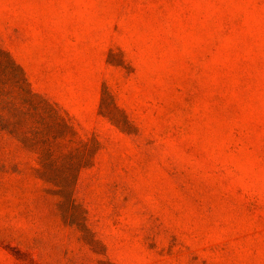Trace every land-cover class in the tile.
Segmentation results:
<instances>
[{
    "label": "rangeland",
    "instance_id": "374dc122",
    "mask_svg": "<svg viewBox=\"0 0 264 264\" xmlns=\"http://www.w3.org/2000/svg\"><path fill=\"white\" fill-rule=\"evenodd\" d=\"M0 47L99 142L68 218L0 129V264H264V0H0Z\"/></svg>",
    "mask_w": 264,
    "mask_h": 264
},
{
    "label": "trees",
    "instance_id": "16d2710c",
    "mask_svg": "<svg viewBox=\"0 0 264 264\" xmlns=\"http://www.w3.org/2000/svg\"><path fill=\"white\" fill-rule=\"evenodd\" d=\"M0 129L39 154L42 178L58 188L63 213L68 218L75 216L79 207L73 199L74 187L80 171L93 165L99 142L73 139L77 132L57 104L33 90L24 68L1 47ZM69 135L71 139H67ZM69 204L74 207L72 214Z\"/></svg>",
    "mask_w": 264,
    "mask_h": 264
}]
</instances>
